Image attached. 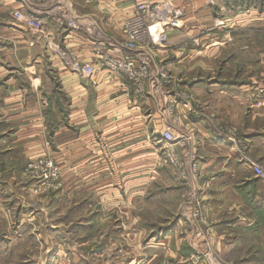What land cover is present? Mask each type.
Here are the masks:
<instances>
[{
  "label": "crops",
  "instance_id": "0c3cea01",
  "mask_svg": "<svg viewBox=\"0 0 264 264\" xmlns=\"http://www.w3.org/2000/svg\"><path fill=\"white\" fill-rule=\"evenodd\" d=\"M28 1L0 0V160L13 159L19 152L23 159L30 152L40 151V144H44L40 131L48 125L55 146L59 151L70 154V160L75 161V170L94 168L96 164L101 167L100 176H89L91 172L76 177V184L100 185L101 188L90 192L100 194L102 205L107 204L105 200L108 202V206L102 209H83L87 215L100 211L102 216L111 213L109 197L116 193L109 191L112 184L125 185L129 195L133 196L141 194L146 186L161 184H166V188L172 187L176 192L182 191L183 185L171 182L170 169H174L160 162L158 139L168 124L161 95L147 87L139 93L129 81L108 75L104 70L92 77L82 76L61 57L46 49L47 43L65 45L80 61L89 60L94 56V45L99 40L122 39V20L134 13L137 3L128 0ZM197 2L167 0L166 3H158L160 8L172 10L179 7L184 12L180 29L169 34L170 43L194 41V37L201 35L194 30L200 19H204L211 9H220L219 4L209 3V0ZM29 7L47 15L44 33L29 31L13 18L15 9ZM69 19L75 21V28L65 29L61 25ZM196 56L193 49L180 43L174 45L168 54V66L185 80L180 81L179 88L188 87L193 100L203 104L202 113H193L179 101L175 111L178 125H173L172 132L175 137L188 135L198 142L194 149L199 173L195 183L203 203L202 213L213 224L214 247L220 252L236 247L240 238L247 241V233L254 232L253 219L248 215L253 210L255 178L244 162L231 159L228 147L222 145L223 140L212 129L217 123L229 121L249 141L247 152L264 170V88L254 89L248 80L228 82L220 79V75L217 78L195 77L193 73L198 68L194 64ZM201 66L204 70L209 69L203 64ZM42 98L46 100L45 109L41 105ZM236 103L241 104L240 111L235 108ZM173 148L180 157L185 156V149L178 144ZM183 164L187 171L188 160L185 159ZM126 192L119 197H125ZM119 197L114 196L120 200ZM261 203L264 204V194H261ZM133 209L134 214H139L136 206ZM185 209L187 214L191 207ZM118 210L112 212L117 213ZM169 213H173L174 218L165 219L159 225L151 223L147 228L140 223V218L134 219L137 222L132 225L133 235L140 238V243L144 241L141 245L145 253L142 254L147 263L161 253L166 254L168 248L171 256L193 261L191 258L197 256L195 249H202L204 245V235L201 238L193 234L184 224L186 222L177 207ZM231 215L237 219H223ZM242 215L246 216L244 222L241 221ZM89 224L87 221L83 227L89 229ZM236 228H239L238 232H245V236L233 233ZM125 230L123 224L122 227L111 225L100 230L102 234L98 238H82L75 247L86 244L87 249L90 246L93 249L100 243V251L103 252L111 241L126 240ZM84 231L77 230V236ZM59 243L57 239L58 247L61 246ZM72 248L74 246L68 253L70 263H79L84 257L83 251L73 252Z\"/></svg>",
  "mask_w": 264,
  "mask_h": 264
},
{
  "label": "rangeland",
  "instance_id": "374dc122",
  "mask_svg": "<svg viewBox=\"0 0 264 264\" xmlns=\"http://www.w3.org/2000/svg\"><path fill=\"white\" fill-rule=\"evenodd\" d=\"M128 1L134 4L148 3L152 7L159 5L158 3L167 2V0ZM168 1L198 3L197 0ZM209 3L219 4L220 9H211L204 19H200V23L196 25L194 30L201 35L194 37V41L192 39L191 41L177 42L193 49L195 56L197 55L194 64L198 68L193 74H196L195 77L202 78L209 76L217 78L220 75V79L228 82L248 80L253 83L251 85L254 86V89H263L264 0H209ZM135 7L136 5L134 6V13ZM174 9L180 10L181 20L184 15L182 8L176 7ZM180 27L166 28V41L163 45L160 47L150 45L147 52L152 66L163 68L171 76L174 93L184 94L182 98H174L173 101L184 103L193 113H202V102L193 100V94L188 87L179 88L180 81L185 80L182 76L176 75L167 64L168 54L172 51L173 46L177 45V43L169 42V34L180 29ZM152 30L156 32L157 28L154 29L153 26ZM107 43L114 42L107 41ZM202 64L209 69L204 70ZM118 78L128 81L125 77ZM164 84L160 82V85L164 86ZM131 85L138 91L136 86L132 83ZM146 87L150 88L146 83L138 92L143 93ZM169 96H173V94L169 93ZM162 98L164 101V95ZM177 103L174 107L176 112ZM41 105L44 106V109L47 105L43 98ZM254 105L258 106V103L254 102ZM235 108L240 111L242 106L236 103ZM175 119L178 120V117ZM242 119L244 120V117ZM175 124L178 125V121H175ZM49 129L51 128L47 125L40 131L44 137V144H40V151L30 152L23 159L19 156L21 155L19 152V155L13 159L0 160V180L2 181L0 183V264H165L168 262L170 264H264V204L261 203L264 186L258 181L253 182V210L248 215V218L250 216L253 219L254 232L247 233V241L244 237L240 238L241 241L236 244V247L219 252L213 243V224L207 220L204 214L193 215L192 210L186 214L185 207L190 206L192 208L198 204L202 207L203 205L195 183L198 177L192 179L188 173L190 181L189 178L179 179L181 178L180 173L184 170L183 163H185V159L189 162L192 150L195 161L197 160L194 150L198 145L197 140L193 141L192 137L188 139L186 143H190L182 148L185 149V156L180 157L175 151L179 162L178 168L174 169L175 171L170 169L171 164L169 162L164 163L162 159L164 155L159 149L161 164L169 167L172 174L171 182L175 185H183L182 191L176 192L172 187L166 188V184H161L157 187L154 185L155 188L144 186L141 194L133 196L129 195V190H126L125 185L112 184L109 185V191L116 193L109 197L111 213L102 216L100 211L87 215L82 211L83 209H102L108 206V202L105 200L104 202L107 204L102 205L100 194L91 193L101 188L100 185L96 183L85 184L84 182L76 184L78 179L76 177L79 175L80 177L86 176L91 172L93 173L89 176H100L101 167L96 164L94 168L75 170L73 168L75 161L70 160L68 152L58 150ZM212 130L223 140L222 145L228 147L227 150H229V155H232V160L235 159L242 163L241 156L247 154L256 162L251 154L245 151V145L249 141L238 133L229 121L224 120V122L217 123ZM116 171H118L117 168ZM105 190L107 191V189ZM124 191H127V195L120 198L119 194L123 195ZM249 191L250 188L248 187V193ZM115 195L120 200L115 199ZM134 206H136L137 210H135L139 214H134ZM175 207H177L179 215L184 218V222H186L184 224L193 231V234L201 238L204 235L202 249L198 247L195 249L197 255L195 258L199 255L201 258L199 260L191 258L193 259L191 261L185 257H174L169 253L170 248H166V254L163 251L164 253L157 256L155 260L147 263L142 254L145 253V249L141 245L144 241L140 243V238L133 235L132 225L134 226L139 218L144 228H147L151 223L159 225L165 219L171 220L174 215L169 212ZM117 209H119L117 213L112 212ZM130 209L133 210L128 212ZM119 212H121L120 215H118ZM242 217L241 221L244 222L246 216L242 215ZM135 218L137 220H134ZM223 219L234 221L237 217L231 215L225 216ZM87 221H90L89 226H87V228L90 227L89 229L83 227ZM122 224L126 229V240L111 241L103 252L100 251V243L93 249L91 246L87 249L86 244L75 247L82 238H98L102 234L100 230L107 229L111 225L122 227ZM79 227L85 231L77 236V230H82ZM208 228H210L209 231H207ZM238 229H234L233 233L245 236V232H241V230L238 232ZM229 233L230 230L227 231V234ZM57 239L60 241V247L56 245ZM71 246H74L73 252L76 250L83 251L84 257L79 263H70V254L68 253Z\"/></svg>",
  "mask_w": 264,
  "mask_h": 264
},
{
  "label": "built area",
  "instance_id": "2783aa9c",
  "mask_svg": "<svg viewBox=\"0 0 264 264\" xmlns=\"http://www.w3.org/2000/svg\"><path fill=\"white\" fill-rule=\"evenodd\" d=\"M14 1L29 3L28 0ZM180 14L181 12L178 9H173L171 11L160 8L158 5L152 7L148 3H137L135 13L131 16H126L122 20V39L113 41L114 43H107L104 40L96 42L95 40L94 56L89 58V60L80 61L65 45L63 47L59 44L52 46V43H47L46 47L49 53L61 57L65 61V64L67 63L74 72L82 76L92 77L96 75L98 71L104 70L108 75L113 77H125L137 87L138 91H141L142 87L147 83L150 89L155 93H159L161 97L164 95V112L168 117V126L160 133L158 142L159 149L162 150L164 155V158L162 157L164 163L169 162L172 169H177L179 166L173 145L178 144L180 147L184 148L187 144L186 142L191 137L188 135L175 137L172 132V129H174L173 125L177 120L175 119L177 116L174 108L177 102L173 100L174 98H182L184 94L174 93L171 76L163 68L152 66L147 50L150 45H156L158 47L163 45L164 41H166V28H179ZM13 18L21 27L29 31L41 34L44 33L47 15L45 13L41 14L33 7H29V9H15L13 11ZM61 23L63 27L65 26V29H73L76 27V23L72 19ZM153 26L154 29L157 28L156 32L152 30ZM160 82H162V84L165 83L164 86L160 85ZM169 93H172L173 96H169ZM248 146V143H246V152ZM240 160L252 170L254 178L264 186V170L248 157L247 154L242 155ZM188 173L192 179L199 175L193 152L189 159L188 170H183L180 173V179L189 178ZM190 180L189 178V181ZM191 210L193 215L203 214L202 207H200L199 204L194 205ZM209 230L210 228L207 229V231ZM165 264L170 263L168 262Z\"/></svg>",
  "mask_w": 264,
  "mask_h": 264
},
{
  "label": "trees",
  "instance_id": "16d2710c",
  "mask_svg": "<svg viewBox=\"0 0 264 264\" xmlns=\"http://www.w3.org/2000/svg\"><path fill=\"white\" fill-rule=\"evenodd\" d=\"M255 181H257V179H255Z\"/></svg>",
  "mask_w": 264,
  "mask_h": 264
}]
</instances>
